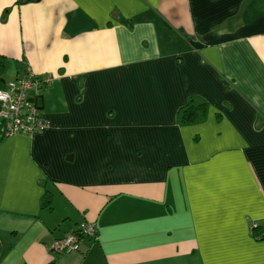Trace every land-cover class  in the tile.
<instances>
[{"label": "crops", "instance_id": "crops-1", "mask_svg": "<svg viewBox=\"0 0 264 264\" xmlns=\"http://www.w3.org/2000/svg\"><path fill=\"white\" fill-rule=\"evenodd\" d=\"M0 56L52 77L0 141V264H264V0H0Z\"/></svg>", "mask_w": 264, "mask_h": 264}, {"label": "built area", "instance_id": "built-area-1", "mask_svg": "<svg viewBox=\"0 0 264 264\" xmlns=\"http://www.w3.org/2000/svg\"><path fill=\"white\" fill-rule=\"evenodd\" d=\"M52 80L50 75L39 76L28 72L25 76L9 81L0 88V121L7 134H35L50 128V121L43 116L36 94ZM256 227L252 226L251 231ZM97 240L98 227L94 222H83L77 230L54 242L56 252H76L80 249V237Z\"/></svg>", "mask_w": 264, "mask_h": 264}, {"label": "trees", "instance_id": "trees-1", "mask_svg": "<svg viewBox=\"0 0 264 264\" xmlns=\"http://www.w3.org/2000/svg\"><path fill=\"white\" fill-rule=\"evenodd\" d=\"M7 69V62L0 56V79L4 77ZM11 81V80H10ZM207 102L203 98L193 97L184 106H182L177 113V119L180 124H190L200 122L206 117ZM7 135L5 125L0 121V141ZM45 185V183H42ZM42 208H52L53 193L48 188V181L46 182V189L41 199ZM256 238L264 239V224H259L253 229Z\"/></svg>", "mask_w": 264, "mask_h": 264}, {"label": "rangeland", "instance_id": "rangeland-1", "mask_svg": "<svg viewBox=\"0 0 264 264\" xmlns=\"http://www.w3.org/2000/svg\"><path fill=\"white\" fill-rule=\"evenodd\" d=\"M44 116V115H43ZM45 117V116H44ZM45 119H46V117H45ZM44 131H46V130H44ZM43 132V131H42ZM39 133V132H38ZM12 134V133H11Z\"/></svg>", "mask_w": 264, "mask_h": 264}]
</instances>
